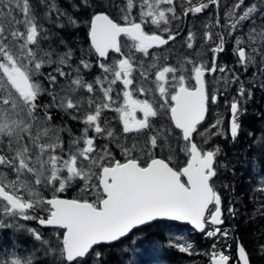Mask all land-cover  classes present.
<instances>
[{
	"label": "snow or ice",
	"instance_id": "obj_1",
	"mask_svg": "<svg viewBox=\"0 0 264 264\" xmlns=\"http://www.w3.org/2000/svg\"><path fill=\"white\" fill-rule=\"evenodd\" d=\"M202 15L212 21L204 31L181 37ZM225 32L245 79L219 63ZM257 92L264 0H0V231L32 241L0 248V264H144L143 230L159 220L213 239L208 264H264V231L253 252L239 236L226 245L236 257L217 250L236 231L219 227L225 211L241 217L231 201L223 207L227 146L239 143ZM214 105L230 112L227 131L224 113L210 120ZM248 134L250 166L264 168V130ZM69 189L75 198L58 195ZM253 199L264 220V187ZM168 246L198 255L190 241Z\"/></svg>",
	"mask_w": 264,
	"mask_h": 264
},
{
	"label": "trees",
	"instance_id": "obj_2",
	"mask_svg": "<svg viewBox=\"0 0 264 264\" xmlns=\"http://www.w3.org/2000/svg\"><path fill=\"white\" fill-rule=\"evenodd\" d=\"M65 38L68 39V37ZM70 42L75 46L85 44V32H80L77 36L71 37ZM261 112H264V95L257 92L255 94V102L248 106V114L243 117V134L239 138V143L235 146H227V159L231 161L234 172L229 173L228 179L225 181L231 184L233 191L225 192L224 203L227 205L231 201L239 207L241 209V217L239 220H233L227 217L226 213L225 222L226 224H232L236 230L235 236L241 238V243L249 252H253L255 249L254 233L258 237L260 232L264 231V220H260L255 213V206L258 204V201L253 199V196L258 197L260 195V188L264 187V184L261 183L264 181V168L256 163L255 160L252 161L250 166L248 155L250 151L248 146L252 144V137L248 134L249 131L260 133L264 130V122L258 118ZM250 214L256 217V219L248 220L247 218ZM169 224L173 225L176 231L191 229L189 226L177 223ZM167 232L168 229L166 228L165 221H158L144 228L143 247L146 249L143 256L144 264H208L205 253H208L207 251L212 243V239L206 238L204 234H198L191 229L193 251L198 253V255L189 256L185 253H180L178 249L168 246V242L171 239L168 237ZM18 236V241L25 249L32 247L30 237L22 233H19ZM153 242L157 245L155 249L152 247ZM236 253L235 250V255ZM253 262L254 264H260L255 257H253Z\"/></svg>",
	"mask_w": 264,
	"mask_h": 264
},
{
	"label": "rangeland",
	"instance_id": "obj_3",
	"mask_svg": "<svg viewBox=\"0 0 264 264\" xmlns=\"http://www.w3.org/2000/svg\"><path fill=\"white\" fill-rule=\"evenodd\" d=\"M212 21L209 19V17L207 15H202L201 18L199 20H196L194 18L192 19H186L184 21V24L181 26L182 27V31H181V37H184L186 35V32L188 29L193 28V25H195L196 28L200 29V32H203L204 29L201 28V25L204 23H211ZM178 23V22H177ZM246 31V30H245ZM239 34V33H237ZM199 35V33H198ZM225 37H226V50L225 52L220 54V59H219V63L221 65H226L229 68H234L236 69L239 74L241 75L242 79L247 78L246 74L243 73L242 70L239 69V67L237 66V68L233 65L231 58L233 56V58H236V56L233 54L232 49L234 47V42H233V38L227 35V32H225ZM180 42L181 38L178 37V41L175 42V47L179 48L180 47ZM122 43H130L129 41L126 40V38H124ZM78 48V46H77ZM232 55V56H231ZM204 59H207V57H203ZM223 59V61H222ZM232 73L231 72H226L224 74H219L220 77L223 76H227L228 78H231ZM209 80H211V77H208ZM217 87H220V85H216ZM221 100H223V97H221ZM214 109H217V111H214L211 114L210 120H214L216 117L217 112H222L224 113V127H225V131H227L228 128V114L230 112H228V110L226 108L223 107V105L220 106H213ZM69 127H71L74 131L75 134H79V129L81 128L80 126L76 125V121H69L68 122ZM219 138V137H218ZM117 157H119V150H117L116 152ZM180 156H183V153H180ZM121 157V156H120ZM177 163H182V161L179 160V158L176 161H173L172 164L173 166L176 165ZM76 192L73 191L72 189L67 190L64 193H60L58 194L59 196H64V197H68V198H75L76 196ZM46 195H51L50 193H46ZM228 203L227 205L224 203V209H226L228 207ZM225 216H226V211H225ZM31 227L34 228H40L41 231H48L43 229L41 226L37 225L35 222H29ZM173 224V223H172ZM166 228L168 229L167 235L168 237L171 239V242H175V243H184L185 241H190L191 242V229H181V230H177L173 228V225L169 224L168 222H166ZM229 229L230 232L232 229H234V227L232 226V224H226L224 225V227H221V229ZM51 231V230H50ZM49 231V232H50ZM19 233H13L12 230H4V231H0V248L5 249L9 252L14 251V249L11 247L14 244H17L20 247L21 251H26L27 249H25L22 244L18 241ZM177 237H180V239H177ZM235 237V232L232 233V235L225 239L224 237H220L219 240L221 242L224 243H230V239L233 241V238ZM135 239H140L138 236L134 237ZM212 243H213V239H212ZM209 246V250L207 251L208 253H210L212 251L211 249V245ZM221 244H217V250H221ZM235 247V246H234ZM205 258H207V262L209 261V256L205 255ZM154 264H158V263H154ZM159 264H166V263H159Z\"/></svg>",
	"mask_w": 264,
	"mask_h": 264
},
{
	"label": "flooded vegetation",
	"instance_id": "obj_4",
	"mask_svg": "<svg viewBox=\"0 0 264 264\" xmlns=\"http://www.w3.org/2000/svg\"><path fill=\"white\" fill-rule=\"evenodd\" d=\"M123 40H124V37H121V41L123 42ZM232 56V55H231ZM236 60V58H233V56H232V58H231V61H232V63L234 62ZM233 65L237 68V65H235L234 63H233ZM228 122H229V117H230V113L228 114ZM59 122V121H58ZM227 122V123H228ZM76 125L77 126H80L77 122H76ZM119 157H117V158H119V159H123L122 157H120V155H118ZM173 165V164H172ZM217 244H221L222 246H221V249H224L225 250V253L226 254H229V255H231V256H233V257H236L237 255H235V247L233 246L231 249H228L227 247H226V245H229V244H232V240L230 239V243H224V242H221L220 240H218V242H217ZM237 254V253H236Z\"/></svg>",
	"mask_w": 264,
	"mask_h": 264
},
{
	"label": "water",
	"instance_id": "obj_5",
	"mask_svg": "<svg viewBox=\"0 0 264 264\" xmlns=\"http://www.w3.org/2000/svg\"><path fill=\"white\" fill-rule=\"evenodd\" d=\"M61 197V196H60ZM61 198H64V199H71V198H66V197H61ZM159 221H168V220H159ZM158 222V221H156ZM171 222H175V221H171ZM179 224H183V225H188L190 226L192 229H194L190 224L186 223V222H177ZM222 226V225H221ZM220 227V226H219ZM195 230V229H194ZM197 233H200L199 231L195 230Z\"/></svg>",
	"mask_w": 264,
	"mask_h": 264
},
{
	"label": "bare ground",
	"instance_id": "obj_6",
	"mask_svg": "<svg viewBox=\"0 0 264 264\" xmlns=\"http://www.w3.org/2000/svg\"><path fill=\"white\" fill-rule=\"evenodd\" d=\"M224 227V226H223ZM237 255V254H236Z\"/></svg>",
	"mask_w": 264,
	"mask_h": 264
}]
</instances>
